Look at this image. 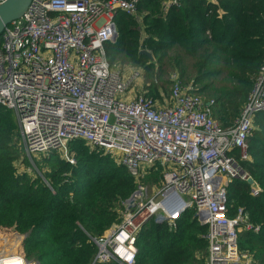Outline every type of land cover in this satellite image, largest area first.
I'll return each mask as SVG.
<instances>
[{"label": "built area", "instance_id": "1", "mask_svg": "<svg viewBox=\"0 0 264 264\" xmlns=\"http://www.w3.org/2000/svg\"><path fill=\"white\" fill-rule=\"evenodd\" d=\"M6 0H0V4ZM139 0H31L24 14L0 35V105L19 121L25 154L64 152L71 140L98 147L133 179L159 165L163 184L150 199L135 192L123 203L119 224L94 240L95 262L136 264V237L154 218L174 229L180 215L193 209L207 228L205 264H251L238 246L242 230L257 232L240 208L227 216V188L236 178L261 190L240 169L247 159L253 119L264 112V57L247 101L233 127L222 130L205 102L172 73L163 103L132 94L141 72L110 65L104 46L118 37L117 14L137 20ZM165 2L163 8L177 5ZM120 96V97H118ZM131 195V196H132ZM135 207L134 211L131 208ZM23 236L0 246V264H38L19 253ZM8 246V247H7Z\"/></svg>", "mask_w": 264, "mask_h": 264}, {"label": "trees", "instance_id": "2", "mask_svg": "<svg viewBox=\"0 0 264 264\" xmlns=\"http://www.w3.org/2000/svg\"><path fill=\"white\" fill-rule=\"evenodd\" d=\"M170 1L139 0V20L119 12L118 37L105 44L106 58L110 65L117 60L143 64L166 86L171 74H178L193 86L192 93L213 101L211 117L227 130L240 115L264 57V0H178L164 9ZM143 49L156 61L150 62ZM22 143L19 121L0 105V246L20 235L19 253L39 264H119L95 262L94 240L119 224L123 203L135 191L127 170L80 139L68 144L73 165L53 151L33 160L32 167ZM234 153L261 191L252 196L250 185L232 179L227 216L241 208L258 227L239 232L238 246L252 255L251 264H264V112L253 119L247 159ZM206 233L193 209L180 215L174 229L151 218L136 237V264H205Z\"/></svg>", "mask_w": 264, "mask_h": 264}, {"label": "rangeland", "instance_id": "3", "mask_svg": "<svg viewBox=\"0 0 264 264\" xmlns=\"http://www.w3.org/2000/svg\"><path fill=\"white\" fill-rule=\"evenodd\" d=\"M143 50L145 51V49H143ZM146 52H148V51L146 50ZM155 61L156 60L154 58V61H152V62H155ZM163 64L166 68H169L168 65L166 64V62H164ZM114 65L118 66L121 70H127L129 68H136L141 72V76H140L139 80L135 83L134 89L131 92L132 94H134L136 92L145 91L149 95L155 97V99H158L162 103H163V99L168 96L167 93L169 92V86L170 85L166 86L161 81H158V82L155 81L154 77L151 74H148L146 72V70H144L143 64L142 65L141 64L140 65H134L132 62H129V61L117 60ZM165 74H166V72L163 71L162 75L164 76ZM166 76H167V74H166ZM169 76H170V74H169ZM169 76H168V78H169ZM151 85H152V87H151ZM118 97H120V96H118ZM22 142H23V139H22ZM22 144H24V142ZM24 153H25V151H24ZM59 154L63 158H65L64 152H59ZM67 154L72 155V153L70 152L69 145L67 146ZM25 156L28 158L29 162L32 164V167H34L33 166L34 161H39L40 157L45 156V154L44 155H33V156H28L25 154ZM71 158L75 162L73 155L71 156ZM114 162H115V164L119 165L118 163H116L115 160H114ZM36 172L38 173V171H36ZM158 172H159V169H157L156 167L147 168L141 174V176L139 178L134 179L135 191L133 193L139 192L140 195L144 194V196L146 197L144 201L155 196V194L158 192V190L162 187V184H163V175L161 172L160 173H158ZM154 173H157L158 175H154ZM134 210H135V207H132L131 211H134ZM121 215H122V212H121ZM152 219L154 220V218H152ZM5 245H7V244H5ZM5 245H3L2 247H4Z\"/></svg>", "mask_w": 264, "mask_h": 264}, {"label": "water", "instance_id": "4", "mask_svg": "<svg viewBox=\"0 0 264 264\" xmlns=\"http://www.w3.org/2000/svg\"><path fill=\"white\" fill-rule=\"evenodd\" d=\"M30 2L31 0H6L4 3L0 4V35L9 23L20 18L24 14ZM141 53L146 55L150 62L154 60L149 52L141 50ZM248 184H252V180H249ZM134 195L128 199L129 203H132Z\"/></svg>", "mask_w": 264, "mask_h": 264}, {"label": "bare ground", "instance_id": "5", "mask_svg": "<svg viewBox=\"0 0 264 264\" xmlns=\"http://www.w3.org/2000/svg\"><path fill=\"white\" fill-rule=\"evenodd\" d=\"M8 247V246H7Z\"/></svg>", "mask_w": 264, "mask_h": 264}]
</instances>
